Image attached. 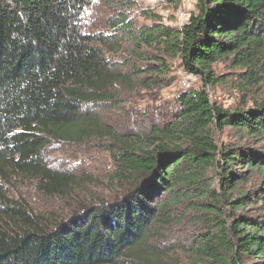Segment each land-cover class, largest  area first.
Segmentation results:
<instances>
[{"label":"trees","instance_id":"obj_1","mask_svg":"<svg viewBox=\"0 0 264 264\" xmlns=\"http://www.w3.org/2000/svg\"><path fill=\"white\" fill-rule=\"evenodd\" d=\"M95 1L113 11L103 31L85 27ZM196 8L175 29L132 0H0V264H264V0ZM171 59L203 88L143 132L102 117L161 84ZM218 64L235 77L237 107L207 91L227 83ZM227 129L233 144L217 136ZM96 141L112 163L109 200L44 157L51 143ZM29 182L75 196L74 213L48 220L8 195Z\"/></svg>","mask_w":264,"mask_h":264},{"label":"rangeland","instance_id":"obj_2","mask_svg":"<svg viewBox=\"0 0 264 264\" xmlns=\"http://www.w3.org/2000/svg\"><path fill=\"white\" fill-rule=\"evenodd\" d=\"M138 6L147 7L150 5L155 8L154 12L160 17L162 23L175 29L181 28L186 24L192 13L197 11L199 0H154L155 4L149 0H132ZM95 8L90 9L85 15V27L91 31H103L105 19L113 14L111 9L104 7L103 4L95 1ZM137 8H133L130 13L135 17ZM139 13V12H138ZM140 25H150L149 21L137 18ZM117 60V58H116ZM171 69L165 75L164 81L152 88L141 89L134 95L122 96L120 103L122 106L115 109L116 104L105 105L100 108V114L110 121L120 130L124 128H139L143 132L152 121H158L159 116L166 112L175 101L177 95L182 92L198 90L203 88V82L195 77H189L181 63L177 59L170 60ZM216 75L227 78V83H218L215 87H208V93L225 108H233L240 105L242 96L236 89L235 77L231 74L228 66L218 64ZM258 92L257 99L264 103V85ZM129 96V97H128ZM254 97V93H252ZM223 143L233 144L236 136L230 130H226L221 135H217ZM46 163L55 171L75 174L78 177H89L88 188L95 195H99L109 200L114 194L106 191V179L112 171V163L100 142H87L85 144H65L51 143L44 150ZM102 181V183H101ZM8 195L13 198H22L34 210L36 214L52 220L55 217L71 216L76 205L75 196L73 197H50L36 188L35 183L13 184L7 188ZM83 195L80 194V197ZM264 214V208L258 212ZM168 264H189L185 257L171 256Z\"/></svg>","mask_w":264,"mask_h":264},{"label":"built area","instance_id":"obj_3","mask_svg":"<svg viewBox=\"0 0 264 264\" xmlns=\"http://www.w3.org/2000/svg\"><path fill=\"white\" fill-rule=\"evenodd\" d=\"M149 2L155 4V1H154V0H149ZM156 5H157V4H155V6H156Z\"/></svg>","mask_w":264,"mask_h":264}]
</instances>
